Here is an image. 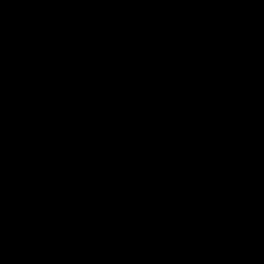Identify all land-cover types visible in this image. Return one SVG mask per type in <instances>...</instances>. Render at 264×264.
I'll list each match as a JSON object with an SVG mask.
<instances>
[{
  "label": "water",
  "instance_id": "obj_1",
  "mask_svg": "<svg viewBox=\"0 0 264 264\" xmlns=\"http://www.w3.org/2000/svg\"><path fill=\"white\" fill-rule=\"evenodd\" d=\"M0 264H264V0H0Z\"/></svg>",
  "mask_w": 264,
  "mask_h": 264
}]
</instances>
